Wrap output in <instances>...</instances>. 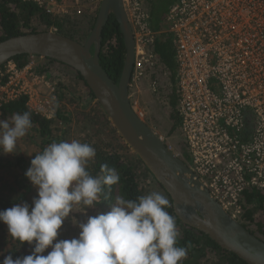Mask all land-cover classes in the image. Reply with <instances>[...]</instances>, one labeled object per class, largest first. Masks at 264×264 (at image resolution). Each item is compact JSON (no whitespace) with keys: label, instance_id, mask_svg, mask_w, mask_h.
<instances>
[{"label":"built area","instance_id":"1","mask_svg":"<svg viewBox=\"0 0 264 264\" xmlns=\"http://www.w3.org/2000/svg\"><path fill=\"white\" fill-rule=\"evenodd\" d=\"M22 1L45 15L72 20L93 15L100 5V0ZM122 3L134 40L129 100L142 119L139 84L156 64L152 46L161 31L150 28L141 0ZM164 25L173 44L181 141L189 167L237 220L243 193L264 189V0H177ZM28 66L4 65L0 114L4 104L24 97L31 113L50 120L56 86ZM157 84H150L153 92Z\"/></svg>","mask_w":264,"mask_h":264},{"label":"trees","instance_id":"2","mask_svg":"<svg viewBox=\"0 0 264 264\" xmlns=\"http://www.w3.org/2000/svg\"><path fill=\"white\" fill-rule=\"evenodd\" d=\"M177 0H172L163 9L154 8L152 0H141L148 14V23L154 31H161L152 46L157 56L153 69L145 71L142 81H156L155 93L167 100V132L171 143L179 153V158L187 165L188 153L179 135L181 117L178 110V93L176 88V64L174 60L171 36L163 32L164 17L168 9ZM96 13L80 19L45 15L31 3L22 0H0V42L10 37L27 33L54 31L57 34L84 43L93 27ZM125 49L118 23L113 15L107 19L101 33L99 63L111 80L117 84L124 63ZM31 57L16 56L10 62L18 69L26 67ZM38 59V58H37ZM71 70L75 80L81 87L71 89L65 77L55 72L52 65ZM4 66L0 67V85L5 84L7 76L2 74ZM35 74L45 77L55 83L56 98L55 113L47 120L31 113L21 97L4 104L0 120L7 119L11 123L13 114L31 113L33 127L27 135L17 141L12 154H0V211L12 207L16 203H28L31 206L36 197V189L25 177L30 162L36 154L41 153L52 142L79 140L88 143L96 150V156L87 165V171L92 176L102 175L101 165L114 167L120 174L119 183L111 188L105 186L100 194V203L94 208L86 209L83 205L74 204L69 217L59 230L57 240L76 238L79 234V223L85 222L89 216L106 213L115 203L117 196L125 199H136L140 195L157 191L168 195L153 179L142 162L122 142L111 126L105 113L78 73L71 68L49 59H40L32 67ZM55 72V73H54ZM73 82V81H72ZM74 86V85H73ZM83 101V102H82ZM149 127L151 124L144 121ZM159 136L160 134L156 132ZM242 213L237 221L248 232L264 242V189L248 190L242 195ZM170 201V199H169ZM171 202V201H170ZM74 207L79 208L73 213ZM83 210V213L79 212ZM167 211L176 218V226L180 233L177 246L187 247V257L180 264H246L234 254L220 249L203 233L182 224L174 215L172 207ZM47 249L43 255H47ZM32 247L27 243L20 246L18 242L8 237L7 227L0 223V264L3 259L12 255L13 259L31 254Z\"/></svg>","mask_w":264,"mask_h":264},{"label":"clouds","instance_id":"3","mask_svg":"<svg viewBox=\"0 0 264 264\" xmlns=\"http://www.w3.org/2000/svg\"><path fill=\"white\" fill-rule=\"evenodd\" d=\"M32 127L30 112L13 114L11 123L0 120V154H12ZM95 156L93 146L75 139L52 142L34 156L24 174L37 193L31 206L16 203L0 211L8 237L32 252L8 255L2 264H180L187 257V247L177 246L176 218L167 211L172 204L157 191L134 200L117 196L108 212L79 223L76 238L57 240L74 204L94 208L103 188L120 181L107 164L102 175L92 176L87 165Z\"/></svg>","mask_w":264,"mask_h":264},{"label":"water","instance_id":"4","mask_svg":"<svg viewBox=\"0 0 264 264\" xmlns=\"http://www.w3.org/2000/svg\"><path fill=\"white\" fill-rule=\"evenodd\" d=\"M110 15L118 23L125 49L117 84L99 63L101 33ZM20 55L53 60L78 73L116 134L168 195L177 219L244 263L264 264V242L221 207L190 167L131 108L129 82L134 40L122 0H100L93 27L84 43L54 31L27 33L0 42V67Z\"/></svg>","mask_w":264,"mask_h":264},{"label":"rangeland","instance_id":"5","mask_svg":"<svg viewBox=\"0 0 264 264\" xmlns=\"http://www.w3.org/2000/svg\"><path fill=\"white\" fill-rule=\"evenodd\" d=\"M172 0H152V4L154 8L163 9L167 4H169ZM31 61L29 63L30 66H28V69L33 67L34 64L40 62V59L36 57H31ZM55 72H58L62 75H65V77H70L71 80H67L68 85L71 87V89L76 88L79 89L81 87V84L77 82L74 78V73L66 68L60 67L58 65H52L51 66ZM54 72V73H55ZM51 82V81H50ZM55 84L54 82H51ZM74 85V86H73ZM46 93V92H45ZM138 105L140 110L142 111L143 117L142 120L148 122L153 126V130L155 132H158L160 136L163 137L164 141L167 142V144L172 148V150L176 153L177 149L175 148V144L171 143L169 139H166V132H167V100L166 98L159 97V95L152 91L150 88V84L146 81H142L139 84V94L137 95ZM83 102V101H82ZM179 135L181 136V132H179ZM181 140V139H180ZM15 151V149H14ZM188 167L190 166V162H188ZM79 208L74 207L73 213L75 211H78ZM79 212L83 213V210ZM51 250L50 248L48 249Z\"/></svg>","mask_w":264,"mask_h":264},{"label":"flooded vegetation","instance_id":"6","mask_svg":"<svg viewBox=\"0 0 264 264\" xmlns=\"http://www.w3.org/2000/svg\"><path fill=\"white\" fill-rule=\"evenodd\" d=\"M166 139H169V140H171V137H169V136H166ZM167 143V142H166ZM173 151V150H172ZM174 152V151H173Z\"/></svg>","mask_w":264,"mask_h":264}]
</instances>
